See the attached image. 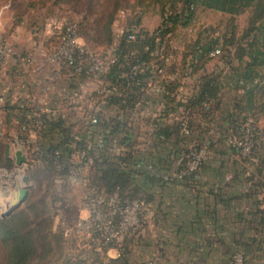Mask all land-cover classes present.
<instances>
[{
  "label": "trees",
  "instance_id": "1",
  "mask_svg": "<svg viewBox=\"0 0 264 264\" xmlns=\"http://www.w3.org/2000/svg\"><path fill=\"white\" fill-rule=\"evenodd\" d=\"M149 1L161 7L162 20L153 31L142 25L141 13L132 15L125 7L118 9L109 21L105 46L115 39L112 26L118 13L126 14L118 62L100 77V89L112 91L101 109L87 108L82 114L65 118L41 114L47 126L40 131L43 135L40 164L54 173L51 184L58 176L66 177L69 170L66 160L73 144L86 148L97 133L103 138V148L89 149L94 185L108 194L116 193L121 206L138 200L147 208L157 201L155 213L165 218L168 209L163 206L164 199L171 198L180 187L179 201L189 208V214L193 212L191 220L202 224L207 220L213 225L205 240L214 252L211 264H234L233 255L237 251L243 253L244 264H264V150L254 153L257 161H251L228 143L247 117L264 120V0ZM139 2L144 4L146 0ZM199 9L229 15L232 23L238 15L249 12L248 27L243 37H237L234 29L217 36L203 33L180 56L172 51L170 37L176 28L188 25ZM133 33L136 39L130 40L129 34ZM217 48L223 54L216 61L211 53ZM167 57L171 59L167 61ZM213 61L218 65L210 68ZM136 64H157L163 72L146 66L130 79V69ZM88 77L86 70L70 77L69 88L76 90L78 83ZM157 79L160 87L154 91L152 85ZM101 95L104 94L93 92L92 96H99L102 102ZM0 108L8 112L7 120L12 121L40 110L10 102ZM94 117L97 123L92 125L90 120ZM78 133L80 139L75 140ZM204 144L206 160L196 171L183 174L189 160L187 155ZM56 151L58 157L54 155ZM13 164L14 160L5 154V147L0 146V167L8 169ZM228 174L230 180L226 179ZM205 188L209 200L215 202L212 208L199 205ZM158 195L161 201L157 200ZM45 209L31 206L36 218ZM146 211L142 212L140 227L124 238L120 256H108L104 261L103 255L107 253L94 251L98 264L134 263L126 239L129 237L131 242L143 236ZM42 223H38L36 232L31 227L30 214L19 209L0 220L5 264H54L50 259L53 250L50 235L58 242L64 235L51 230L52 234L42 233ZM87 262L86 257L79 256L67 258L62 264L95 263Z\"/></svg>",
  "mask_w": 264,
  "mask_h": 264
},
{
  "label": "built area",
  "instance_id": "2",
  "mask_svg": "<svg viewBox=\"0 0 264 264\" xmlns=\"http://www.w3.org/2000/svg\"><path fill=\"white\" fill-rule=\"evenodd\" d=\"M120 12L125 14L124 11ZM47 27L49 29L47 36L57 39L54 42V46L52 45L51 48L45 51L49 71L42 84L44 92L50 97L49 100H56L55 95L58 93L57 83L62 80L64 75L69 81L70 77L79 75L86 70L90 74V77L85 81H80L76 90L70 89L67 85L69 95L72 96V100L68 104L71 106L74 102L77 111L81 112L80 114L87 108H94L96 111L100 110L101 104L105 102V97H108L112 93L110 90L100 89L102 84L100 77L112 65L118 62V45L120 37L125 33V24L116 26L115 39L111 45L99 49L89 47L82 40L78 25L74 22L50 21L47 23ZM129 39L135 40L136 34H129ZM14 50V43L9 40L7 35L0 32V72L7 59L13 55ZM222 54L223 52L219 48L213 50L211 53L215 58L221 57ZM22 58L25 63L33 62L31 56H24ZM170 59L171 57H167V61ZM146 66L152 67L160 74L163 72L157 64H136L130 69L129 78L133 79L138 71ZM92 81L95 82V86L88 92L87 86ZM159 87L157 79L152 85V90L158 91ZM93 92L104 94L101 95L104 100L101 102L99 96H92ZM11 100L10 91L0 92V105H5L7 102L11 103ZM63 101L64 99L59 104H63ZM205 107L208 108V105L205 104ZM39 109V111L33 112V114H28L24 119L17 117L13 119L14 123L18 126V131L17 135L11 134L10 143L5 144V147L7 144H10V153L6 156L11 157L16 162V151L22 149L27 158V161L22 165L18 166L16 164L15 171L19 169L24 172L23 169L28 166L29 162L41 163L43 160V152L40 149L43 135L40 131L45 129L47 124L45 119L41 117V114L52 113L63 115L64 118L67 117L66 112L57 110L58 108H51V110L46 108ZM90 121L92 125H95L97 118L94 117ZM74 139L79 140L80 134H75ZM228 143L232 147H235L243 157H249L251 161H257L254 153L264 150V125L262 124V120H258L255 117H247L244 122L237 126L236 131L229 137ZM72 147L73 149L66 160L69 169L68 175L66 177L58 176L57 179L68 185L79 187L83 191L82 208L85 214L79 217L73 226V236L85 237L89 242V248L94 251L107 252L110 248L115 247L118 249V256H120L123 251L124 238L140 227L142 212L146 210V207L138 200L121 206L116 193L108 194L104 189L92 183L90 167L93 159L89 155V149L92 147L103 148V138L99 134H94L92 143L86 148L76 143ZM206 154L207 147L205 144L201 145L200 148H193L190 154L187 155L189 160L186 171L183 174L196 171L206 160ZM54 155L58 157L59 152H54ZM6 177L9 180L8 184L13 183V176ZM230 178L231 176L228 174L226 179L230 180ZM8 184L3 187H7ZM233 259L234 264H244V255L241 251L235 252ZM133 264H157V262L155 258H149L140 263Z\"/></svg>",
  "mask_w": 264,
  "mask_h": 264
},
{
  "label": "rangeland",
  "instance_id": "3",
  "mask_svg": "<svg viewBox=\"0 0 264 264\" xmlns=\"http://www.w3.org/2000/svg\"><path fill=\"white\" fill-rule=\"evenodd\" d=\"M4 6L5 13L0 12V27L5 31L1 30L2 33L9 36L13 29L21 26L25 28L26 36L30 35L33 39L36 38L38 41L44 42L48 49L52 45L54 46L55 40L57 41L56 38H49L46 34L49 31L47 23L50 21L76 23L80 28L82 40L89 47L99 49L108 42L111 17H115L118 9L122 7L127 8L132 15L136 12L141 13L142 25L151 31L156 29L162 20L161 7L149 0H146L144 4H140L139 0H0V11L4 9ZM249 17V12L242 13L232 23L229 15L214 10L199 9L188 25L179 26L171 35L172 51L175 50L180 56L184 55L185 51L191 49L193 43L206 32L217 36L223 33L229 34L234 29L237 37H243L248 27ZM125 19L126 14L119 12L114 26H112L114 32L117 29L116 26L125 24ZM207 28L209 30H206ZM32 29L35 30L33 34ZM217 60L220 59L217 57ZM216 61L211 62L209 67L214 68L215 65H218ZM12 126L10 119L5 122L4 128L0 129V133L3 132L0 134V146L5 147L6 143H10ZM16 167L15 161L8 169L0 167V187L9 182L8 177L4 174L5 171L15 172ZM23 171V174L30 176V190L26 201L17 209L30 214L31 227L36 232L38 223L43 222L42 233L52 234L51 230L55 233L62 232L64 235L59 242L50 235L53 247L50 254L51 261L54 264H62L67 258L76 259L82 256L86 257L87 263L95 261L93 264H98L94 250L89 248L88 240L85 237H75L72 233L76 221L85 214L82 208V189L64 184L57 178L51 184L54 173L40 163L29 162ZM7 188H0V190L2 189L1 192H3ZM58 192L60 194H57ZM11 198L13 199L12 196L6 198L0 194V220H3L1 213L11 205ZM33 204L39 208L46 207L38 218L31 210ZM44 219L46 221H43ZM38 241L40 242V240ZM103 256L106 261L108 255L104 254ZM5 261L6 250L0 240V264H5Z\"/></svg>",
  "mask_w": 264,
  "mask_h": 264
},
{
  "label": "crops",
  "instance_id": "4",
  "mask_svg": "<svg viewBox=\"0 0 264 264\" xmlns=\"http://www.w3.org/2000/svg\"><path fill=\"white\" fill-rule=\"evenodd\" d=\"M5 13L4 9L0 11ZM0 13V14H1ZM4 29L0 27V32ZM6 30V29H5ZM47 30V29H46ZM25 28L19 26L9 33V40L14 43V53L11 55L2 71L0 72V92H11V103L19 106L28 105L29 107L43 109H57L65 111L68 117H73L75 114H80L74 102L71 106L68 104L72 100L67 89L68 80L65 75L62 80L57 83V95L54 101L49 100L50 97L44 92L43 84L45 76L49 71V64L46 61L45 49L48 47L44 42L38 41L36 38L25 34ZM5 32V31H4ZM35 30L32 29V34ZM47 34V32H46ZM24 56H31L33 62L25 63ZM95 86V82H90L87 86L90 92ZM64 99L63 104H59ZM7 111L0 108V128L3 129L7 121ZM13 125L10 131L11 134H16L18 126L11 120ZM264 125V120H262ZM3 133V132H1ZM19 183L13 188L18 189ZM9 188V187H8ZM11 189V188H10ZM181 188L177 187L171 198L166 197L163 206L167 210V218L161 214H156L157 208L155 205H148L144 218L145 228L143 236L139 240L129 241L130 255L134 263L145 261L149 258H156L158 264H211L213 262L214 252H211L205 243L207 236L211 233L212 226L206 220L204 224L193 222L189 208L183 202L179 201ZM177 192V193H176ZM207 192V188L201 194L199 201L201 206L213 207L215 202L211 199ZM157 200L161 201V195L157 196ZM159 203V202H158ZM150 206V208H149ZM193 206V205H192ZM156 207V208H155ZM167 208V209H166ZM212 249V248H211ZM108 256H118V249L113 247L107 252ZM216 257V256H215ZM215 260V258H214ZM217 260V259H216Z\"/></svg>",
  "mask_w": 264,
  "mask_h": 264
},
{
  "label": "water",
  "instance_id": "5",
  "mask_svg": "<svg viewBox=\"0 0 264 264\" xmlns=\"http://www.w3.org/2000/svg\"><path fill=\"white\" fill-rule=\"evenodd\" d=\"M10 153V144L6 145V155ZM27 161L26 156L23 153L22 149L16 151V164L22 165ZM22 181L25 183L18 187V191L16 190L14 193V197L12 199L11 205L8 209L1 213V217L4 219L11 215L13 211H15L18 207H20L28 198L29 190H30V176L28 174L23 175Z\"/></svg>",
  "mask_w": 264,
  "mask_h": 264
},
{
  "label": "bare ground",
  "instance_id": "6",
  "mask_svg": "<svg viewBox=\"0 0 264 264\" xmlns=\"http://www.w3.org/2000/svg\"><path fill=\"white\" fill-rule=\"evenodd\" d=\"M5 174V176H9V177H12V179H13V183L11 182V183H9V186H7V187H9V188H7V190H4L3 192H1L2 191V189H4V187H2V189L0 190V194L1 195H3L4 197H14V193H15V191L17 190L16 188L14 189V191H13V188L16 186V184H18L19 183V185L21 186V185H24L25 183L22 181V178H23V173H22V170H19V169H17V171H15V172H12V173H8V172H6V173H4ZM7 174H9V175H7ZM22 181V182H21ZM11 188V189H10ZM18 191V190H17ZM10 202H12V198H11V201Z\"/></svg>",
  "mask_w": 264,
  "mask_h": 264
}]
</instances>
